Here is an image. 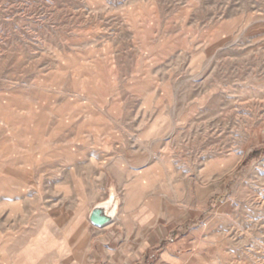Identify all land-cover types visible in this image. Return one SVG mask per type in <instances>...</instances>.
Wrapping results in <instances>:
<instances>
[{
  "label": "rangeland",
  "instance_id": "374dc122",
  "mask_svg": "<svg viewBox=\"0 0 264 264\" xmlns=\"http://www.w3.org/2000/svg\"><path fill=\"white\" fill-rule=\"evenodd\" d=\"M264 264V0H0V264Z\"/></svg>",
  "mask_w": 264,
  "mask_h": 264
},
{
  "label": "crops",
  "instance_id": "0c3cea01",
  "mask_svg": "<svg viewBox=\"0 0 264 264\" xmlns=\"http://www.w3.org/2000/svg\"><path fill=\"white\" fill-rule=\"evenodd\" d=\"M170 252L168 254H165L164 256H162L159 260L160 263H165V264H170L171 262H169L170 259ZM159 264V263H158Z\"/></svg>",
  "mask_w": 264,
  "mask_h": 264
}]
</instances>
